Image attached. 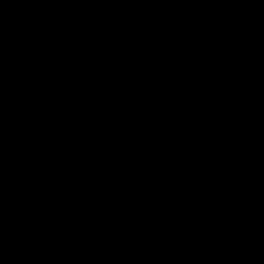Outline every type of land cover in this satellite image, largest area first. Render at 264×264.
Returning a JSON list of instances; mask_svg holds the SVG:
<instances>
[{"label": "water", "instance_id": "water-1", "mask_svg": "<svg viewBox=\"0 0 264 264\" xmlns=\"http://www.w3.org/2000/svg\"><path fill=\"white\" fill-rule=\"evenodd\" d=\"M88 0H0V92L65 28Z\"/></svg>", "mask_w": 264, "mask_h": 264}]
</instances>
